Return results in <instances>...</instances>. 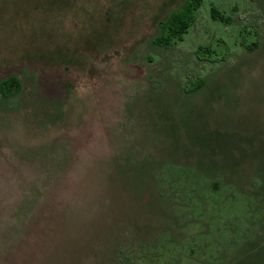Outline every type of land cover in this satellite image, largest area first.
<instances>
[{
    "label": "rangeland",
    "instance_id": "374dc122",
    "mask_svg": "<svg viewBox=\"0 0 264 264\" xmlns=\"http://www.w3.org/2000/svg\"><path fill=\"white\" fill-rule=\"evenodd\" d=\"M184 1L0 0V264H264V0Z\"/></svg>",
    "mask_w": 264,
    "mask_h": 264
},
{
    "label": "trees",
    "instance_id": "16d2710c",
    "mask_svg": "<svg viewBox=\"0 0 264 264\" xmlns=\"http://www.w3.org/2000/svg\"><path fill=\"white\" fill-rule=\"evenodd\" d=\"M201 0H185L178 8L171 11L168 16L158 23V33L153 38L152 44L167 49L173 44L181 42L184 35L196 20ZM209 18L212 21L228 24L230 18L220 13L216 7H209ZM211 54L207 47H198L196 50V58L202 59L200 53ZM197 84H201L198 80L192 88L197 89ZM21 89V83L15 77H9L0 82V94L3 98H11L18 94Z\"/></svg>",
    "mask_w": 264,
    "mask_h": 264
}]
</instances>
